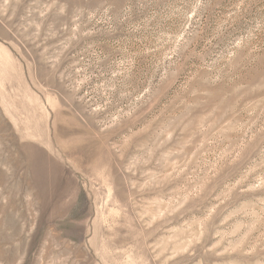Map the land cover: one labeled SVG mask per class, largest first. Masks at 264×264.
<instances>
[{
	"label": "rangeland",
	"instance_id": "rangeland-1",
	"mask_svg": "<svg viewBox=\"0 0 264 264\" xmlns=\"http://www.w3.org/2000/svg\"><path fill=\"white\" fill-rule=\"evenodd\" d=\"M0 264H264V0H0Z\"/></svg>",
	"mask_w": 264,
	"mask_h": 264
}]
</instances>
